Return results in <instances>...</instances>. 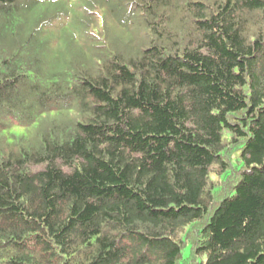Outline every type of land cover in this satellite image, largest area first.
<instances>
[{"label": "trees", "instance_id": "16d2710c", "mask_svg": "<svg viewBox=\"0 0 264 264\" xmlns=\"http://www.w3.org/2000/svg\"><path fill=\"white\" fill-rule=\"evenodd\" d=\"M0 264H264V0H0Z\"/></svg>", "mask_w": 264, "mask_h": 264}, {"label": "rangeland", "instance_id": "374dc122", "mask_svg": "<svg viewBox=\"0 0 264 264\" xmlns=\"http://www.w3.org/2000/svg\"><path fill=\"white\" fill-rule=\"evenodd\" d=\"M189 247H190L189 244L186 243V245H185V251H186V253H189V251H190V248Z\"/></svg>", "mask_w": 264, "mask_h": 264}]
</instances>
